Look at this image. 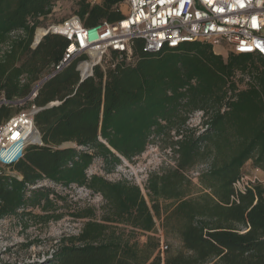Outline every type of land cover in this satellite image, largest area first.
Returning a JSON list of instances; mask_svg holds the SVG:
<instances>
[{
  "label": "trees",
  "instance_id": "16d2710c",
  "mask_svg": "<svg viewBox=\"0 0 264 264\" xmlns=\"http://www.w3.org/2000/svg\"><path fill=\"white\" fill-rule=\"evenodd\" d=\"M125 1L80 0L73 15L85 27L115 23L125 16L119 9ZM57 2L0 0V125L21 111L12 114L13 100L22 110L35 106L41 139L8 172L0 169V222L16 220L27 229L60 221L65 214L57 203L64 199L44 187L31 189L40 182L84 188L102 204L67 209L69 217L85 220L77 235L61 237L42 262L15 264H264V182L243 193L233 188L248 161L264 173V61L233 53L223 58L202 42L145 54L136 41L133 63L111 52L109 63L79 81L75 61L28 101L67 45L49 34L31 47L37 28L65 19L53 11ZM255 59L259 66L250 69ZM243 74L248 80L241 87ZM196 112L200 133L186 126ZM154 141L170 150L174 165L148 174L147 200L128 180L87 174L96 160L110 174ZM202 164L208 168L188 175ZM157 227L179 241L177 251L161 252Z\"/></svg>",
  "mask_w": 264,
  "mask_h": 264
},
{
  "label": "built area",
  "instance_id": "2783aa9c",
  "mask_svg": "<svg viewBox=\"0 0 264 264\" xmlns=\"http://www.w3.org/2000/svg\"><path fill=\"white\" fill-rule=\"evenodd\" d=\"M125 4V16L115 23L102 22L85 27L76 15H71L37 28L32 48L49 34L63 37L67 45L60 61L34 85L27 100L35 97L41 82H46L75 61L79 81L92 77L94 67L109 63L111 52L118 54L119 60L133 63L136 41L142 42L145 54L202 42L210 44L213 53L223 58L233 53L254 55L264 61V0H126ZM220 45L225 57L214 51ZM39 110L30 106L0 125V169L4 173L24 156L25 150L20 151V148L40 144L33 121ZM257 182H264V179L241 176L233 184L235 194L243 193ZM166 248L161 244L162 253Z\"/></svg>",
  "mask_w": 264,
  "mask_h": 264
},
{
  "label": "rangeland",
  "instance_id": "374dc122",
  "mask_svg": "<svg viewBox=\"0 0 264 264\" xmlns=\"http://www.w3.org/2000/svg\"><path fill=\"white\" fill-rule=\"evenodd\" d=\"M55 5V14L58 19H63L76 14L79 6L80 0H57ZM96 4H100L102 0H93ZM119 9L122 13H126L127 8L125 4L119 5ZM51 19L48 20V23ZM217 54H222L225 57L223 46L220 45L219 48H214ZM254 66H259L258 61L252 60L249 62L248 67L253 69ZM244 76H238V84L243 87L247 82V74ZM14 103L9 104L11 107L12 114L19 110L25 108V105L21 102L13 100ZM199 112L191 114L188 118L186 126L188 129L196 128L197 132H201L203 127L201 126V117ZM174 133L172 132L171 135ZM73 146L72 144H64L62 148H67ZM174 165V156L169 149L164 148V143L162 141H154L148 144L145 152L135 158L132 163L122 162L121 165L117 166L116 169L110 173L106 174L103 170V163L99 160L93 162V164L87 170V174L99 175L104 177L110 182H115L118 180H128L136 185H138L142 193L146 198V192L144 190V183L150 172H155L160 168H169ZM206 164L198 165L195 169L189 171L188 175L191 177H196L195 174L201 170L207 169ZM242 176L252 177L257 176L260 180L264 179V173L255 171L252 161H248L244 164L242 170ZM39 187H44L46 189L54 192L56 196H60L64 199L62 202H58L59 207L58 213L65 214L64 217L57 222H50L46 226L42 225H30L27 229H23L16 220L12 221H1L0 222V264H15L22 262H42L47 256H50L55 249L58 241L63 236H75L81 228L82 222L85 220H75L69 217L67 209L72 212L76 209H82L85 207H93L99 209L102 200L98 195H92L91 193H86V189L78 188L76 186H70L69 188H64L59 185H55L51 182H40ZM54 200V196H52ZM147 200V198H146ZM36 214H39L38 210H35ZM156 234L161 238V244L167 246L169 251L175 252L179 249V241L173 237L166 239L160 228L157 227ZM139 241L143 243L145 237H138ZM29 244V245H28ZM166 252V251H165Z\"/></svg>",
  "mask_w": 264,
  "mask_h": 264
},
{
  "label": "water",
  "instance_id": "95a60500",
  "mask_svg": "<svg viewBox=\"0 0 264 264\" xmlns=\"http://www.w3.org/2000/svg\"><path fill=\"white\" fill-rule=\"evenodd\" d=\"M45 81L41 82L39 85H38V88H40V86L44 83ZM12 104V103H10ZM39 142L41 143V139H40V136H39Z\"/></svg>",
  "mask_w": 264,
  "mask_h": 264
},
{
  "label": "bare ground",
  "instance_id": "6f19581e",
  "mask_svg": "<svg viewBox=\"0 0 264 264\" xmlns=\"http://www.w3.org/2000/svg\"><path fill=\"white\" fill-rule=\"evenodd\" d=\"M34 140L38 141V137L37 136H34Z\"/></svg>",
  "mask_w": 264,
  "mask_h": 264
},
{
  "label": "clouds",
  "instance_id": "9594fccd",
  "mask_svg": "<svg viewBox=\"0 0 264 264\" xmlns=\"http://www.w3.org/2000/svg\"><path fill=\"white\" fill-rule=\"evenodd\" d=\"M19 150H20V151H21V150L24 151L25 149L20 148Z\"/></svg>",
  "mask_w": 264,
  "mask_h": 264
}]
</instances>
